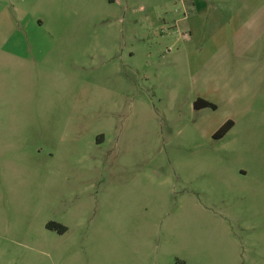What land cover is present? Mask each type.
Returning <instances> with one entry per match:
<instances>
[{
	"label": "rangeland",
	"instance_id": "1",
	"mask_svg": "<svg viewBox=\"0 0 264 264\" xmlns=\"http://www.w3.org/2000/svg\"><path fill=\"white\" fill-rule=\"evenodd\" d=\"M183 4L0 0V264H264V31Z\"/></svg>",
	"mask_w": 264,
	"mask_h": 264
},
{
	"label": "crops",
	"instance_id": "2",
	"mask_svg": "<svg viewBox=\"0 0 264 264\" xmlns=\"http://www.w3.org/2000/svg\"><path fill=\"white\" fill-rule=\"evenodd\" d=\"M189 2L191 8L190 5L183 4L184 15L178 19V22L179 20L188 21L193 32L203 35L201 43L206 50L200 52L203 58L202 64L216 61L222 63L231 59L241 60L254 46V43L261 38L259 33L264 31V0H189ZM127 7L129 9V6ZM187 8L191 12V17L185 16ZM249 32H258V38L253 39L251 36L249 45L246 47L247 50L240 49L239 44L242 38L246 40V43L249 41V38L244 35V33L249 35ZM238 40L239 42H237ZM244 61L248 60L244 59ZM209 79H212V73H210ZM197 100L211 103L201 97H198ZM227 119L222 121L217 129L227 121L233 123L231 127L233 129L235 122ZM239 173L244 172L239 170Z\"/></svg>",
	"mask_w": 264,
	"mask_h": 264
},
{
	"label": "trees",
	"instance_id": "3",
	"mask_svg": "<svg viewBox=\"0 0 264 264\" xmlns=\"http://www.w3.org/2000/svg\"><path fill=\"white\" fill-rule=\"evenodd\" d=\"M193 107L194 109L196 110H200V109H204V108H209L211 110H215L216 109V106L214 104H211L207 101H203V100H197L194 102L193 104ZM233 123L231 121H227L225 122L214 134H213V139L215 140H218V139H221L223 138L226 133L231 129ZM46 228L48 229H53V228H56V230L59 232V233H63L64 232V228L62 227H56V225L54 224H48L46 226Z\"/></svg>",
	"mask_w": 264,
	"mask_h": 264
}]
</instances>
